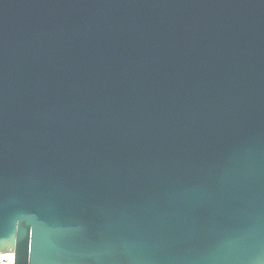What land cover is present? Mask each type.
Returning <instances> with one entry per match:
<instances>
[{"label": "water", "instance_id": "water-1", "mask_svg": "<svg viewBox=\"0 0 264 264\" xmlns=\"http://www.w3.org/2000/svg\"><path fill=\"white\" fill-rule=\"evenodd\" d=\"M264 264V0H0V253Z\"/></svg>", "mask_w": 264, "mask_h": 264}, {"label": "built area", "instance_id": "built-area-1", "mask_svg": "<svg viewBox=\"0 0 264 264\" xmlns=\"http://www.w3.org/2000/svg\"><path fill=\"white\" fill-rule=\"evenodd\" d=\"M0 264H15L14 252L0 253Z\"/></svg>", "mask_w": 264, "mask_h": 264}]
</instances>
